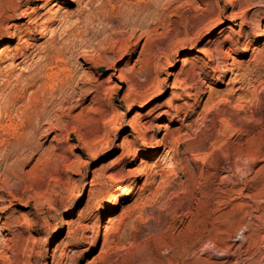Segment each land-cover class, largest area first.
I'll return each instance as SVG.
<instances>
[{
	"label": "rangeland",
	"instance_id": "374dc122",
	"mask_svg": "<svg viewBox=\"0 0 264 264\" xmlns=\"http://www.w3.org/2000/svg\"><path fill=\"white\" fill-rule=\"evenodd\" d=\"M5 1L0 264H264V0Z\"/></svg>",
	"mask_w": 264,
	"mask_h": 264
},
{
	"label": "bare ground",
	"instance_id": "6f19581e",
	"mask_svg": "<svg viewBox=\"0 0 264 264\" xmlns=\"http://www.w3.org/2000/svg\"><path fill=\"white\" fill-rule=\"evenodd\" d=\"M10 0H6V4H8ZM44 3H48L49 1L51 0H43ZM1 2V0H0ZM10 3V2H9ZM33 7V6H32ZM31 8V6H26L24 9H21V15L24 16V17H27L30 19L31 17V14L30 12L28 11V9ZM34 9V8H33ZM3 14H4V11L3 9L0 10V26L2 24V22L4 21V18L3 17ZM8 14V13H7ZM137 18V17H136ZM142 19V18H141ZM34 20V19H33ZM139 20V19H138ZM146 21V20H145ZM146 24V23H145ZM148 24V23H147ZM12 25V24H11ZM12 26H14L15 28L19 29L20 25H16V24H13ZM138 26V25H137ZM140 26V24H139ZM138 26V27H139ZM144 26V23L142 21V24H141V27ZM14 28V29H15ZM137 28V27H136ZM147 28V27H145ZM143 29V28H142ZM144 30V29H143ZM142 30V31H143ZM259 35V34H258ZM261 36V35H260ZM12 38H10L11 40ZM78 45V44H77ZM68 47V46H67ZM61 48V47H60ZM23 49V48H22ZM48 49V48H47ZM66 54V53H65ZM24 56V55H23ZM70 57V58H69ZM69 57H65L63 55V52L62 50L60 49H50V50H47L45 51V56H44V60H43V65H48V64H54L53 66L55 67H59V70L58 72H54L55 69L53 67V73L50 71L48 72V74L45 76L47 77V79H49L50 81L54 80L55 82V89L57 90V92L62 96V99L58 102V108L57 110L55 111V115L57 116V119L60 120L62 119V117H65L68 115V113L70 112V110H72L73 108H75V102L74 104H72L73 102H71V99L69 98V95L65 93V90L66 88H70L72 90V92L74 93L76 91V89H79L80 90V86L78 87L77 85L78 84H82L84 86V84L86 82H90L86 79V76L84 74V72H78L79 69H81V67H83V65H85V61L86 60H89V56L87 54H85L83 57L86 59L84 62L83 61H80L79 58H76L75 57H72V56H69ZM74 59V61L71 59ZM4 58L5 59H9L11 60L13 58V54H11V52H7L6 55H4ZM70 59L73 61V63L75 64L74 65V69L70 68L69 63H70ZM71 61V62H72ZM52 68V66L50 67ZM49 69V68H48ZM56 70V71H57ZM81 71V70H80ZM77 72L80 74L77 75ZM227 73V71H225L223 74L225 75ZM44 75V74H43ZM77 75L78 77L75 78V81H74V76ZM41 80H44L41 79ZM47 83V82H45ZM89 84V83H88ZM86 85V84H85ZM54 87V86H53ZM83 88V87H82ZM54 89V90H55ZM97 89V88H96ZM56 90L54 92H56ZM82 91V90H81ZM71 92V91H70ZM68 93V92H67ZM58 94V95H59ZM96 94V92H95ZM98 95V94H97ZM72 97V96H71ZM96 97V95H95ZM92 98V97H91ZM93 99V98H92ZM76 103H78L76 101ZM77 105V104H76ZM37 107V105L35 104V108ZM43 109V108H42ZM141 114L139 112H135V114L132 116L131 119H135L137 118L138 116H140ZM43 116H44V113L41 111V110H38V114H37V118L35 120V123L36 124L34 126V129H36L40 123H41V120L43 119ZM1 118V117H0ZM52 119V118H51ZM34 120V119H33ZM56 120V119H55ZM29 121L28 120V123H26L25 125V128L24 130L18 135V137L16 139L13 140V142L7 144V146L9 147V145H13L14 147L13 148H2L3 145V142L0 141V158L1 160L4 159L6 162L8 161L7 163V167L5 169H8L9 172H12L13 170V167L14 166H17L19 165L21 162H23L26 158V156H22V154L20 153V151H29V152H32L34 151V143H33V139L30 137V135L28 136V128L31 127L30 125L32 124H29ZM33 122V121H32ZM33 124V125H34ZM52 122H48V128H45V133H49L51 132V129H52V126H51ZM24 125V124H23ZM33 127V126H32ZM31 127V128H32ZM38 129V128H37ZM36 131V130H34ZM31 133V132H30ZM35 133V132H34ZM32 139V141H31ZM35 142V141H34ZM145 155V154H144ZM4 173V172H3ZM134 187L131 186V188L128 190V192L125 194V196H129L131 195L132 191H133ZM239 212V211H238ZM237 212V213H238ZM245 233V232H244ZM242 234V233H241ZM241 242H243L247 236L242 234L241 235ZM240 250V249H239Z\"/></svg>",
	"mask_w": 264,
	"mask_h": 264
}]
</instances>
